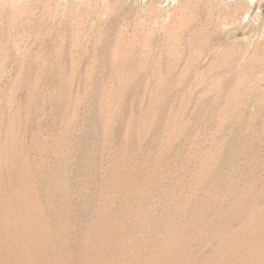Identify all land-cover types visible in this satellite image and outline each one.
I'll return each mask as SVG.
<instances>
[{
    "label": "rangeland",
    "instance_id": "rangeland-1",
    "mask_svg": "<svg viewBox=\"0 0 264 264\" xmlns=\"http://www.w3.org/2000/svg\"><path fill=\"white\" fill-rule=\"evenodd\" d=\"M13 166L22 264H264V0H0Z\"/></svg>",
    "mask_w": 264,
    "mask_h": 264
},
{
    "label": "bare ground",
    "instance_id": "bare-ground-1",
    "mask_svg": "<svg viewBox=\"0 0 264 264\" xmlns=\"http://www.w3.org/2000/svg\"><path fill=\"white\" fill-rule=\"evenodd\" d=\"M30 214L27 212L26 222L31 219ZM263 219L264 215L256 221ZM247 233L239 230L228 233V237L234 239ZM247 236L253 238L252 234ZM259 257L264 259V253ZM0 264H22V171L14 166L0 179Z\"/></svg>",
    "mask_w": 264,
    "mask_h": 264
}]
</instances>
